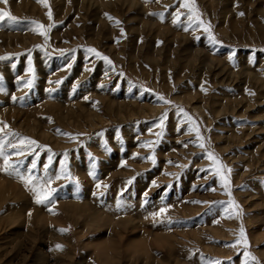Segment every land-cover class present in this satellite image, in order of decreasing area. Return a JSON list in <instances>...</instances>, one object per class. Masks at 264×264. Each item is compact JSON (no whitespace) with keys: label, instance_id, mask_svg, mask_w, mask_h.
Returning a JSON list of instances; mask_svg holds the SVG:
<instances>
[{"label":"rangeland","instance_id":"obj_1","mask_svg":"<svg viewBox=\"0 0 264 264\" xmlns=\"http://www.w3.org/2000/svg\"><path fill=\"white\" fill-rule=\"evenodd\" d=\"M182 2L0 0V264H264V0Z\"/></svg>","mask_w":264,"mask_h":264},{"label":"snow or ice","instance_id":"obj_2","mask_svg":"<svg viewBox=\"0 0 264 264\" xmlns=\"http://www.w3.org/2000/svg\"><path fill=\"white\" fill-rule=\"evenodd\" d=\"M3 2L7 3V0H3ZM181 7L189 8L191 10L193 8V5H191L188 2V0H183V2L181 4ZM48 15L51 18V12L50 11H49ZM176 15H177V18H178L180 13H177ZM189 18L191 19L192 17L190 16ZM5 19H7L9 21H15L17 18L15 16H13L9 11H5L3 9H0V21H4ZM197 19H198V17H197ZM117 23H119V21H117ZM39 27L43 28V25H39ZM205 30L210 32L209 28H205ZM41 34L46 35V32H42ZM88 51L90 53H95L98 57H101L102 59H104L108 63H111V61L108 60L107 57L102 56V54L97 52L95 49L89 48ZM29 83H31V82L29 81ZM161 99H163V97H161ZM180 111H183V109H181ZM185 115H187V114L185 113ZM0 131H2V129H0ZM23 141H27V143L30 144V145L36 143V141H33V140H31V139H29L27 137H24L22 139V142ZM200 146L203 147V144H201ZM2 154H3L2 149H0V155H2ZM17 154L19 155L20 153L17 152ZM208 155H209L210 159H215L211 153H209ZM5 164H6V166L8 165L7 158H5ZM34 166H35V164H33V167ZM5 170H7V167L5 168ZM229 195H231L230 192H229ZM49 197H50V193H48L47 195H44L43 193L38 194L36 202L37 203H44L45 200L48 199ZM229 203H231V201ZM163 211H164V209H161V212H163ZM61 231H65V230L62 229ZM240 237H241V239H238L236 241V243L239 244V243H241V240H243V243H244L245 247H247L248 246V241L244 238L245 237V233H244V229L243 228H241V230H240ZM57 247H61V246L57 245ZM244 255H245L246 258H250L252 261H255V259H256L254 256H251V253H249L247 251H245ZM210 264H220V262L219 261H214V262H210ZM245 264H248V259L245 260Z\"/></svg>","mask_w":264,"mask_h":264}]
</instances>
